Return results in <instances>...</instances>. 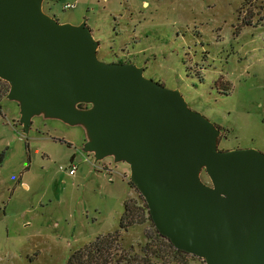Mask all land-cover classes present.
<instances>
[{
    "label": "rangeland",
    "instance_id": "1",
    "mask_svg": "<svg viewBox=\"0 0 264 264\" xmlns=\"http://www.w3.org/2000/svg\"><path fill=\"white\" fill-rule=\"evenodd\" d=\"M75 1L53 0L51 12L60 22L86 19L100 59L133 60L147 77L180 89L221 129V150L264 152V0H80L64 8ZM6 83L0 79V264H67L117 231L112 264H206L169 248L129 164L113 156L96 161L84 149L82 124L39 114L24 133ZM201 177L210 182L205 170ZM130 198L144 222L124 229Z\"/></svg>",
    "mask_w": 264,
    "mask_h": 264
},
{
    "label": "water",
    "instance_id": "2",
    "mask_svg": "<svg viewBox=\"0 0 264 264\" xmlns=\"http://www.w3.org/2000/svg\"><path fill=\"white\" fill-rule=\"evenodd\" d=\"M44 2L0 0V79L20 104L22 131L39 114L82 124L85 151L129 164L177 249L206 264H264V152L221 150V129L180 89L133 62L100 59L87 20L60 22Z\"/></svg>",
    "mask_w": 264,
    "mask_h": 264
},
{
    "label": "trees",
    "instance_id": "3",
    "mask_svg": "<svg viewBox=\"0 0 264 264\" xmlns=\"http://www.w3.org/2000/svg\"><path fill=\"white\" fill-rule=\"evenodd\" d=\"M48 2H49V6L47 7L46 5L47 8L45 9L46 11H48V13H50L51 15H54L51 12L52 11L51 3H53V0H49ZM8 84L9 83L7 82L6 85L10 87V84L9 85ZM137 214H139V212L137 210L135 201L132 198L128 199L125 202V211L121 218V227L124 229H127L129 226L135 223L144 222L143 219H138ZM150 217L152 219L151 214H150ZM158 233L160 232L158 231ZM159 235L168 240L167 244L169 248H172L176 253L189 254L183 250L177 249L173 245V243L170 241V239H168L166 236L162 235L161 233ZM120 236H121V233L117 231L116 233H110L108 235L97 237L96 240H94L89 245H86L84 248L77 250L69 258L67 264H112L114 261L113 250H114L115 244L119 241ZM116 264H118V262H116Z\"/></svg>",
    "mask_w": 264,
    "mask_h": 264
},
{
    "label": "built area",
    "instance_id": "4",
    "mask_svg": "<svg viewBox=\"0 0 264 264\" xmlns=\"http://www.w3.org/2000/svg\"><path fill=\"white\" fill-rule=\"evenodd\" d=\"M77 6V2H68L64 5V8L65 9H73ZM62 170H63V167L61 166L60 167ZM76 169H77V166L75 163L71 164L70 167H69V174L70 175H74L76 173Z\"/></svg>",
    "mask_w": 264,
    "mask_h": 264
},
{
    "label": "flooded vegetation",
    "instance_id": "5",
    "mask_svg": "<svg viewBox=\"0 0 264 264\" xmlns=\"http://www.w3.org/2000/svg\"><path fill=\"white\" fill-rule=\"evenodd\" d=\"M99 47H100V46H99ZM98 50H99V48H98ZM125 62H133V63H135V64L138 65V63L134 62L133 60H132V61H131V60H127V61H125ZM115 63H124V61L119 60L118 62H115ZM139 66H143L144 69H146V66H145V65H139ZM79 106L84 108V107H89L90 105H89V104L82 103V104H80Z\"/></svg>",
    "mask_w": 264,
    "mask_h": 264
},
{
    "label": "crops",
    "instance_id": "6",
    "mask_svg": "<svg viewBox=\"0 0 264 264\" xmlns=\"http://www.w3.org/2000/svg\"><path fill=\"white\" fill-rule=\"evenodd\" d=\"M80 0H76L75 2H77V4H78V2H79ZM88 5H93V2H91V0H88L87 2H86ZM145 4H146V1H145ZM51 7H52V10H53V4L51 3ZM77 7V6H76ZM75 7V8H76ZM74 9V8H73Z\"/></svg>",
    "mask_w": 264,
    "mask_h": 264
}]
</instances>
